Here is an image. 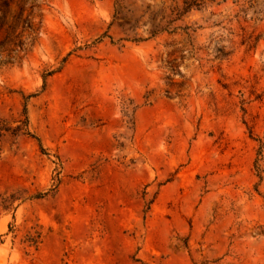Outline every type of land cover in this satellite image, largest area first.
Wrapping results in <instances>:
<instances>
[{
  "label": "rangeland",
  "instance_id": "374dc122",
  "mask_svg": "<svg viewBox=\"0 0 264 264\" xmlns=\"http://www.w3.org/2000/svg\"><path fill=\"white\" fill-rule=\"evenodd\" d=\"M10 1L0 264H264V0Z\"/></svg>",
  "mask_w": 264,
  "mask_h": 264
},
{
  "label": "trees",
  "instance_id": "16d2710c",
  "mask_svg": "<svg viewBox=\"0 0 264 264\" xmlns=\"http://www.w3.org/2000/svg\"><path fill=\"white\" fill-rule=\"evenodd\" d=\"M125 1L127 0H117L116 4L120 6V4ZM229 1L238 7L237 12L235 13L236 15L241 13H244L245 15L250 7L248 4L253 0H149V2L142 1L141 6H143V11L141 16L145 14L147 15V21L150 26L148 34L150 37H154L164 32L168 34L175 32L177 28H180V26H177L176 23L181 21L186 14L193 10L206 9L209 6L220 5ZM10 2V0H0V29L4 25V18L6 17L5 13L7 7L10 5ZM25 3H31L30 8L34 6L32 4V0H19V4H21L19 7L20 12L12 16L15 24L8 25L5 38H9L10 35L13 38L21 36L20 32H14L15 28L20 23L21 27L23 29L25 28V17H21L22 11H24L23 5Z\"/></svg>",
  "mask_w": 264,
  "mask_h": 264
}]
</instances>
